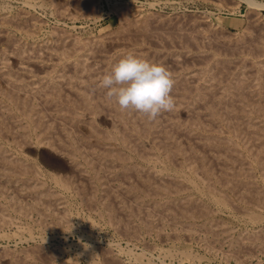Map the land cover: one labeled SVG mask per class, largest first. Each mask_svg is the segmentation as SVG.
<instances>
[{"label": "bare ground", "instance_id": "6f19581e", "mask_svg": "<svg viewBox=\"0 0 264 264\" xmlns=\"http://www.w3.org/2000/svg\"><path fill=\"white\" fill-rule=\"evenodd\" d=\"M242 1L249 6H259L255 1ZM130 11L128 8L122 13L124 24L122 22L120 28L97 39H83L67 32L55 33L58 27L54 29L55 36L51 37L50 42H44L45 45L40 43L41 46L37 50L33 48L32 53L29 52L32 49L28 51L22 44H17L19 39L4 37L8 32L4 33V38H0L7 43L5 47L2 45L6 49L0 52V83H3L2 86L0 84V141L6 138L7 143L11 139L22 147L30 145V140L36 137L37 141L34 142L40 144L38 147L43 144L67 155L65 157L73 166L71 174L74 180H70V177L66 180L68 175L65 179L50 176L55 186L80 196L88 207L89 204L97 205V208L100 206L110 225L120 223L125 217L128 223H138V233L140 229L152 232L161 216L165 215L162 217L166 219L161 220H165L164 223L169 220L175 228L178 225L188 226V229H182L183 233L193 235L202 224L201 229L211 240L219 242L224 236L228 238L233 228L224 226L225 223L220 224L222 220L217 223V219H213L217 211L213 215L214 210L211 211L208 203L200 200L201 197L219 208L242 209L241 212H246L252 222L260 223L264 220V27L259 30L250 26L244 36L241 34L237 39L229 35L228 38L217 31V27L216 30L214 27L209 29L203 26L205 22L197 23L195 19L193 22L197 25L187 22V25H182L178 19L141 18ZM252 18L256 19L254 16ZM10 19L1 18L0 28L10 23L12 25L15 20L12 22ZM160 42L172 45L166 49V44L162 46ZM128 53L163 64L170 71L174 79L171 91L175 101L174 110L162 112L155 120H149L135 110H121L115 97L107 96L108 90L101 86L100 81ZM12 59L19 64L16 71L10 65ZM183 113L186 118L181 120ZM102 118L109 122L110 130L102 128L104 124L98 125L97 121ZM58 130L61 133H57L59 137L56 136ZM147 145H151L149 149ZM137 158L150 165L161 163L164 169L158 171L149 166L148 170L146 165L147 170L144 167V171L132 163V159ZM33 164L15 158L0 146V187L5 184L9 189L16 190L12 196L33 198L30 205H25L8 195L7 188H0V196L5 200L8 196L12 197L11 200L7 199L6 204L0 205V225H9L12 213L25 219L30 213L38 212L43 220L41 224L47 228L45 230L58 232L69 227L66 225L70 222L68 213L71 209L59 215L55 212L57 208L67 210L66 203L60 194L53 192L54 189L51 191L46 187L47 184L40 179L42 171ZM257 172L260 173L259 178ZM115 182L119 185L112 190L110 187ZM187 190L190 193H186ZM99 213L100 217L103 216L101 211ZM118 215L123 216L121 221ZM198 220H202L200 225L196 223ZM195 224L198 227H194ZM125 228L129 229L128 225ZM181 228V232H174L176 240L183 235ZM132 233L135 235L136 232ZM259 234H255L257 237H247L248 243H255L259 247L264 245V232ZM245 241L240 238L232 247L241 248L239 246ZM37 247L34 251H37ZM94 248L85 246L80 249L89 264H119L118 260L121 261L119 257H111L112 252H108L105 254L106 262L101 263ZM2 255L5 258L0 257V264L4 263L3 260L27 264L29 260H25L31 257H22L24 260L20 261L12 256L13 253L12 258H7L10 256L8 254Z\"/></svg>", "mask_w": 264, "mask_h": 264}, {"label": "rangeland", "instance_id": "374dc122", "mask_svg": "<svg viewBox=\"0 0 264 264\" xmlns=\"http://www.w3.org/2000/svg\"><path fill=\"white\" fill-rule=\"evenodd\" d=\"M251 1H255V3L257 2L256 4L259 6H249L247 3L243 2L242 0H83V1L82 0H31V1L30 0H0V16H1L0 19L7 17L9 19L11 18L12 22H13V20H15L12 25L10 23L7 26L1 27L2 29L0 28V30L2 31V33L0 32V35H2V37L0 36V38L3 39L4 37H7V38L12 39V37H13V39L15 38V39H17V41L19 39V41H18L19 43H17V44L19 46H21V44H22V47L27 48L28 51L32 49L31 51H29L30 53H32L35 50L33 48H36V50H37L41 46V45H39L40 43H43L42 45H45L46 43L50 42V40L53 38L52 36H55V33H57V32H59V33L67 32L66 34L69 33L73 36H75V35H77L78 37L81 36L80 38H83V39H85V38L88 39V37H89V39H97L101 35H105V33L108 34V32H109V34H110V33H112L113 30H117L118 27L120 28L119 25H122L121 23L124 21V18H123L124 16L122 13L125 10H128V8H129V10L136 13V15L140 16L141 18L146 17V16L152 18L155 16L156 18L164 17L167 19L170 18V19L175 20V21L178 19V21L179 20L182 21V25L183 24L184 25H187V24L193 25L195 22L198 23L200 21L203 23L205 22L203 26L206 25L208 28L209 27H211L212 29L215 28V30L217 27L218 28L217 31L224 33V35L226 37H228L230 35L231 38L237 37V39H238V37H240L241 34H242L241 36H244V32L246 33V31L249 29L250 26H252V27H250L251 29L254 28V29H259V30H260V28L264 27L262 25L264 23V0H251ZM78 2H79V4H78ZM74 3H75V5H74ZM76 3H77V5H76ZM54 4H56V5H54ZM65 4H67L68 6H66ZM92 5H93V8H92ZM71 6L73 8H71ZM78 6H79V9H78ZM74 7L76 8L75 10H74ZM89 7H90V9H89ZM58 8L59 9L61 8V9L59 10ZM80 8L82 11H80ZM71 9H72V11H71ZM117 9L119 10V12ZM90 10H92V11L90 12ZM121 10L122 11L124 10V11L120 13ZM18 11H20L21 14H19L20 12H18ZM59 11H61V13ZM64 11H66V12H64ZM24 12H26V13H24ZM57 12H58V14H56ZM68 13H69V15L70 14L72 15V16H70L69 19H68V17H69ZM83 13H85V14H83ZM26 14H28V15H26ZM62 14H65V16L64 15H63L64 17L61 16ZM117 14L120 17L122 16L121 17L122 19ZM158 14H159V16H158ZM15 15H17L18 18ZM19 15H21V17H19ZM192 15H193V17H192ZM179 16H180V18H179ZM253 16L256 17V19L252 18ZM15 17H16V19H15ZM74 17H76L77 20ZM34 18L38 21L33 20ZM183 18H185L186 20H184ZM31 19H32V21H31ZM193 19H195L196 21L193 22ZM197 19H198V21H197ZM258 19H260V20H258ZM23 20H25L26 23ZM256 20H258V21H256ZM186 22H187V24H186ZM255 22H258V26H256L257 23L255 24ZM123 24H124V22H123ZM194 25H197V24L195 23ZM20 26H22V27L20 28ZM25 26H26V28L30 27V28H28V31L26 28H24ZM57 28L60 31L59 30L56 31ZM54 29H56L55 33H54ZM62 30H65V31H62ZM4 33L5 34L7 33V34L4 36ZM36 33L39 35H37ZM28 34H30V35H28ZM2 39H0V40H2ZM233 39H236V38H233ZM16 42L14 41V43H16ZM44 42H46V43L44 44ZM25 43H26V46H23V44L25 45ZM160 43L162 44V46L164 44H166V45H164V47L166 46L165 47L166 49L169 48L167 46L172 45L171 43L170 44L164 43V42H160ZM5 44L7 45L5 39L2 40V42H0V52L2 50L6 49V48H4ZM28 44H31L32 46H29ZM176 47H177V45H176ZM15 60L16 59H14V61ZM14 61L12 59V62L10 61V65H11V67L14 66L12 68L16 71V70H18L17 65H19V64L15 63ZM0 84H1V86L3 85L2 82ZM39 103H40V101H39ZM47 111L49 112V110H47ZM185 116H186L185 113L181 114V118L183 117L181 120H184L186 118ZM97 122H98L99 126H102L103 124L106 125V126L103 125L102 128L110 130L111 126H110L109 122L107 123V121L105 119L102 118V119L98 120ZM101 122H102V124H101ZM81 130H78V131L84 132V130H82V131ZM83 132L81 133L82 135L85 134V132L84 133ZM57 133L59 134L60 131L59 130H58V132L56 131V136L59 137V135H61V133L59 135ZM32 139L30 140L32 143L29 141V143H31L30 145L27 146L25 144L22 147H18L15 144V142L11 139H8V142L5 143L7 141V139L5 138V139H2L0 141V144H1L0 146L1 147L3 146V148H5L8 151V153H10L11 155H14L15 158H19L20 160H23L24 162H26V161L30 162L31 164L34 163L35 165H37L36 167H38V169L40 168L39 170L42 171V173H43L42 174L43 176L41 175L40 179L44 183L47 184L46 187H48L49 189L51 188L50 189L51 191H52V189H54L53 192L60 194L59 196H61V198H63L64 202L66 203L65 207H67L66 208L67 210L60 211L62 209L57 208L56 210L58 212L56 210H55V212L59 215L60 212H62V214H63V212L68 211V208L71 209V212L68 213V216L69 217L71 216L72 219L69 218L70 222L68 221V223L66 225V226H69L70 228L66 227L65 229L64 228L60 229V231L58 230V232L54 231L55 232L54 233L50 229L45 230L47 228L43 227L44 226L43 223L41 224V221H43V220L41 219L38 212H37V214H36V212H32V214L30 213L29 217H26L27 219L26 218L24 219L23 217H20L17 214L12 213V215H11V221L12 222L9 225L8 224L4 225V226L0 225V255H1L0 257L1 258L2 257L5 258V256L2 254H5V255L8 254L10 256H7V258H12L11 255L13 253L12 256L17 258L18 260L21 259L20 261H23L24 259L31 256V257H29V259L25 260L26 262L29 260V262L27 264H55V263L56 264H67V263L68 264H89V260L84 255H82V253L80 252V249H83L85 246L86 247L89 246V247H95L96 248V249L95 248L94 249L96 252L98 251L97 256L99 257V258L97 257V260H99V262H101V263H104L103 261L106 262L105 254L106 253L108 254V252L109 253L112 252L111 255L110 254L109 255L111 257H114V258L116 256L115 259H117L119 257L121 260V261L118 260L119 264H121V263H123V264H138V263L139 264H264V249H263L264 245H261L263 247H261V246L259 247V245H257V244H256V246H258V247H256L255 243H253L254 245H250V243H248V239H247V237L251 238L252 236H255V234L259 236L260 235L259 233L262 234L264 232V229H262V227H264V220H262L260 223H254L248 218V216H247L248 214L246 212L245 213H244V211H243V213L241 212L242 209L219 208V207H216V205L213 204L212 202L210 204L209 203L210 201H208V199L202 198V197L200 199L199 196L197 197V195H195V197L199 198L202 202H204L206 204L208 203L207 205L209 206L210 210L211 211H212V209L214 210L212 212L213 215L217 211L216 215L213 216L214 220L217 219V223L220 220H222L223 223L220 221L219 222L220 224L225 223L224 226L228 227L229 229H231V228H233V230L235 229V231L230 230V233L227 235L228 238L225 236L222 237V239L220 238L219 239L220 243L215 242V239L211 240V238L209 236H207V234H204V231L201 229L202 220H198L196 222L198 225L201 224L199 227L197 224L194 225V227H198L197 231H195V234L192 235V234H189V232L183 233L182 229L186 230V229H188L187 228L188 226L185 227V225H182V226L178 225V226H176V228H177L176 229L174 225H173L174 227L172 226V223L169 220H166L165 223H164L165 220L161 221L162 219L165 218V217H162V216H165L162 214H160L162 216L160 218V221L157 223L155 230H153L154 232L153 231L152 232H149V231L146 232L144 230L141 231V229H140L139 233H138V229H139L138 223L135 222V224H137L138 227H137V225L135 226L133 221L128 223L126 221L127 219L125 217L123 219L122 215H120V216L118 215V218L119 219L121 218L120 220L118 218L117 219L119 221H121L123 219L122 220L123 222L121 221L119 223L118 220H116L118 223H116L115 225H118V226H115L113 224L110 225L111 223L108 221V219L105 217V215H103V210H101L102 208L100 206H98L99 208H97V205L89 204L90 205L89 207L91 208L90 209L87 206L88 203L81 200L82 198H79L80 196H78L74 193H71L69 191H65V190L59 188L57 185L55 186V182L52 181L50 176H56L57 175L59 177H64L63 179H65L66 178L65 176L68 175L66 180H69L68 179L69 177H70V180H72V178H73V174H71L73 172V166H72V163H70V160H68L69 158L65 157L67 155H65V154L62 155L63 153L60 154L59 152H56L53 149L48 148L47 146H45L43 144H42L43 146L41 145L38 147V145H40V144L37 142H34L35 140L37 141V138L34 137ZM3 141H4V143H3ZM13 142H14V144H13ZM150 146L151 145H149V146L147 145L148 149L150 148ZM26 152H27V154H26ZM18 156H20V157H18ZM63 157H65V158H63ZM137 160L132 159V163L134 165L139 166V168L143 169L144 171H145L144 167L146 168V165L148 166V170L150 169V167L154 168V170H158V171H161V168H162V170L164 169L162 167L161 163H155V164L152 163L150 165V164H147L145 161H143L139 158H137ZM68 164H71L72 167ZM144 164H145V166H144ZM155 166H157V167H155ZM146 170H147V168H146ZM256 176H257V178H259L260 173L257 172ZM42 177H44V178H42ZM73 180H74V178H73ZM1 185H3V184H1ZM117 185H119V184L115 182V184L113 183V185H111L110 188L112 190H116ZM4 187L7 188V191L9 193L8 195L12 196L13 192L15 193V191H16V190L14 191V189H12V190L9 189V187H7L5 184L3 185V187L1 186L0 188H4ZM189 191L190 190H187L186 193H190ZM193 193L194 192H192V194ZM11 196H8L9 198H7V199L11 200L12 197H14L15 200H18L19 202H22L25 205L26 204L30 205L29 203L33 202V198L32 197L28 198L29 196H26V197L24 196L21 198L16 197V195L12 196V197ZM62 196H64V197H62ZM0 197H1L0 198V205L6 204V201H8V200L7 199L5 200V197H2V196H0ZM85 207H88V208H85ZM94 207L96 209H93ZM63 209H65V208H63ZM220 209H222V210H220ZM99 211H101V215H103V216H101V217L99 216L100 215ZM259 211H262V210L259 209ZM241 216H243L244 219ZM39 219H40V221H39ZM34 222H36V223H34ZM161 222H163L162 224L164 226L161 225V226H159V228H157L158 225L161 224ZM123 223H124V225H123ZM170 223H171V225H169ZM261 223H263V224H261ZM46 224L49 225L48 223H46ZM130 224L133 225L134 227L131 226ZM127 225L129 227V229L125 228V227H127ZM130 226H131V228H130ZM171 227H173L174 230ZM136 228H137V230H136ZM180 228L182 230L183 235H182V237H179L176 240V238L174 237L175 236L174 232L178 231V230H179L178 232H181ZM199 228L202 231H200ZM133 229L135 231H133ZM157 229H158V232L160 231V233L157 232ZM129 230H132V232H136L135 235ZM195 230H196V228H195ZM42 231H44V232H42ZM232 231H233V233H232ZM165 232H166V234H165ZM185 234H186V237H183ZM188 234L190 235V238H189ZM171 235L172 236L174 235V236L172 237ZM204 235L206 236V238L204 237ZM231 235H234V236L232 237ZM239 235H241L243 238L241 236L239 237ZM136 236H137V238H139L138 240H136ZM235 236L237 239L235 238ZM244 237H246V238H244ZM255 237H257V236H255ZM187 238H189V239L187 240ZM203 238H205V239H203ZM226 238L228 241L226 240ZM240 238L242 241L246 240L245 243L242 242V244L243 243L244 244L243 245L241 244L239 246V247L242 246L241 248H238V247L233 248L232 245H234V242L237 240L240 241ZM208 240H210L209 244H208ZM212 241H213V243H212ZM253 241H254V239H253ZM206 242H207V244H206ZM222 242H223V244H222ZM79 243H80V245H79ZM247 243L249 244L248 245L249 247L246 245ZM258 244H260V243H258ZM209 245H213V246H209ZM246 246L248 247V249H246ZM254 246H255V248H257L256 250H255ZM35 247H37V251H34ZM42 247L44 249H41ZM45 247H47V248H45ZM54 248H55V250H54ZM59 248L63 249V250H58ZM103 248H105V249H103ZM123 248H125V249H123ZM131 249H132V251H130ZM237 249L239 252L237 251ZM186 250H187V252H185ZM32 251H34L35 253ZM43 251H44V253H43ZM48 251H49V254H48ZM51 252L56 253V254H53ZM20 253H21V255H20ZM26 253L28 255H26ZM40 253H42V254H40ZM133 253H135V254H133ZM50 254H52L53 256ZM139 254H141V255H139ZM22 257L24 259H22ZM137 257H138L139 261L137 260ZM104 258H105V260H104ZM133 259L135 262H133ZM69 260H71V261L69 262ZM3 262L4 263L6 262V264H8V263L9 264H15L14 262L10 263L9 260H6V261L3 260L2 263Z\"/></svg>", "mask_w": 264, "mask_h": 264}, {"label": "clouds", "instance_id": "9594fccd", "mask_svg": "<svg viewBox=\"0 0 264 264\" xmlns=\"http://www.w3.org/2000/svg\"><path fill=\"white\" fill-rule=\"evenodd\" d=\"M100 84L107 96L115 97L121 110H135L155 120L159 114L172 111L174 79L163 65L140 58L133 53L122 56Z\"/></svg>", "mask_w": 264, "mask_h": 264}]
</instances>
